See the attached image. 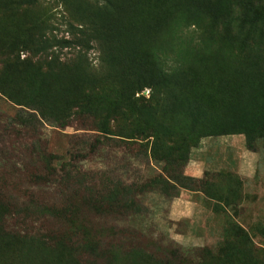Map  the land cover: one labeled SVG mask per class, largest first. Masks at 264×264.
Here are the masks:
<instances>
[{
  "label": "trees",
  "instance_id": "16d2710c",
  "mask_svg": "<svg viewBox=\"0 0 264 264\" xmlns=\"http://www.w3.org/2000/svg\"><path fill=\"white\" fill-rule=\"evenodd\" d=\"M33 2L23 1L28 5ZM263 3L73 0L70 8L82 27L77 36L58 39L44 35L35 43H21L20 49L7 45L4 50L0 60L5 66L0 72V98L16 113L7 116L2 138L37 139L44 126L63 129L69 127L73 117H84L94 123L90 131L102 137L90 145L88 155H100L111 143L126 144L137 149L139 159L146 157L163 165L162 169L154 167L157 176L150 184L159 186L171 200L184 189L200 191L214 202V209L215 205L232 206L240 196L241 180L226 175L225 184L206 186L203 179L185 176L182 168L188 164L191 151L207 137L242 135L251 152H256V140L264 141V37L255 35L257 23L264 24ZM239 5L242 10L237 16L247 18L249 27L246 30L237 25L233 37L221 36L222 28L236 25L239 19L236 12H231L221 20L224 8ZM211 11L212 15L207 13ZM84 23L90 29L83 30ZM159 28H163L166 40L151 45L146 37ZM190 28L204 31L198 42L183 36V30ZM95 47L99 62L96 67L87 57ZM64 49L75 51L72 59L61 60L59 51ZM21 52L32 55L21 60ZM37 56L41 60L32 61ZM191 66L198 67H194L195 74L191 73ZM192 75L198 79L189 82ZM107 87L113 88V98L105 95ZM145 89L149 90L148 98L141 95ZM97 117L100 122L96 124ZM121 119L130 126L118 128ZM37 143L31 145V154L43 164L44 173L25 175L32 186L42 191L54 182L66 184L68 173L80 184L77 189L58 190L62 209L55 204L31 202L36 214L63 220L69 226L68 235L50 237L56 239L57 247L69 245L83 253L96 252V258L104 260V264H113L119 255L129 264H197L191 263L187 253L182 254L180 246L156 245L161 258L135 245L114 247V251L105 248L102 228L93 230L89 226V214L98 218L140 216L143 212L136 199L145 193V186L133 188L126 182H117L101 191L83 187L81 168L76 167V176H72L62 157L42 153ZM78 157L84 160L88 156ZM9 210L8 202L3 204L0 199V221L5 218L1 212ZM237 229L240 235L236 241L225 240L219 255L208 260L204 255L198 264H254L246 262L254 249L252 238L238 225ZM47 238L42 235L30 240H34V247L38 242L51 247ZM201 252L210 253L205 249Z\"/></svg>",
  "mask_w": 264,
  "mask_h": 264
},
{
  "label": "rangeland",
  "instance_id": "374dc122",
  "mask_svg": "<svg viewBox=\"0 0 264 264\" xmlns=\"http://www.w3.org/2000/svg\"><path fill=\"white\" fill-rule=\"evenodd\" d=\"M23 1L0 0V60L4 58L2 54L7 49V45L17 50L21 48V43H35L39 36L68 39L72 34L76 36L79 34L82 28L79 26V17L72 13L70 8L73 0H34L31 5L24 4ZM249 1L257 3L260 0ZM241 10V5L225 7V15L221 20L231 12H236L237 16ZM207 13L212 15L214 12ZM237 20L239 22L237 21L236 25L222 28L220 35L226 38L233 37L237 25L247 30L249 27L247 18L241 14ZM88 29L90 25L84 23L83 30ZM203 34L202 30L192 28L183 30L184 37L193 38L196 42ZM257 34H263L262 37H264V24L257 23L256 37H258ZM164 36L166 35L163 28H159L157 32L149 34L146 40L151 45H156L165 42ZM187 38L185 39L188 40ZM74 53L72 49H64L59 51V57L61 60L72 59ZM31 55V53L21 52L20 59L23 60ZM87 57L94 67L98 66L96 47L88 52ZM39 60L41 58L37 56L32 61ZM165 62L169 66L172 65L170 61ZM4 67L0 63V72H3ZM194 67L191 66L192 74H195V68L198 69ZM152 69L155 67L152 66ZM193 78L198 79L196 75H192L189 76V82L193 81ZM112 94H114L113 88L107 87L105 95L113 98ZM141 95L148 98L149 90L145 89ZM15 113V109L0 98V199L1 203L8 202L10 205L9 213L1 212L2 218H5L0 221V224H3V229H0V264H104L105 262L96 258V252L83 253L73 250L69 245L57 247L56 239L50 240V237L60 238L68 235L69 226L63 220L36 214L32 200L50 205L55 204L57 209H62L57 195L58 190L77 189L80 184L70 178V173H68L67 177L64 176L67 180L66 184L58 185L54 182L47 189L42 187L44 191H39L32 186L28 176L25 175L30 172L44 173L43 164L31 154V145L37 141L38 149L42 153L62 157L63 162L68 163L67 169L72 171V176H76L74 173L76 167L81 168L82 176L80 177L84 182L83 187L96 188L97 191H101L105 186L117 182H126L133 188L145 186V193L136 199L139 209L143 212L140 216H136L137 218L127 219L119 215L98 218L96 215L89 214V226L93 230L102 228L103 245L108 250L114 251V247L135 245L161 258L163 255L159 249H156V245H173L172 248L180 246L183 249L182 254L187 253L184 255L191 260V263L198 264L204 255L207 260L219 255V250L225 240L235 239L236 241L240 235L238 225L250 234L251 244L254 247L251 257H248L246 262L264 264L263 140L259 139L253 143L255 155L247 150L245 137L242 135L204 138L199 146L191 151V154L194 160L204 161L206 171H209L205 172L203 178L206 186L211 182L218 185L225 184L226 175L239 180V172L252 175L253 171L248 172V170L250 166L253 169L256 168L258 159L256 176L252 181L244 178L246 187L241 186L240 196L236 197L238 199L232 206L215 205V209L212 207L214 213H210L208 211L214 202L206 200L203 201L206 210L201 205L200 207L197 205L198 208L190 206L188 213L176 216L172 212L171 203L175 198L171 200L161 192L159 186L150 184L157 176L154 167L162 169L163 165L152 163L146 157L139 159L137 149L123 143H111L103 148L100 155H88L91 150L90 145L96 138L102 139V137L90 131L94 123L84 117H73L69 127L63 129L44 126L39 130L37 139L22 138L19 140L15 136L2 138L7 116L13 117ZM98 117L96 124L100 122ZM129 126L123 119L119 120L118 128L124 129ZM81 154L88 157L82 160L83 158L78 157ZM228 164L230 168L227 167ZM193 169L200 172L202 167L197 164L193 165ZM182 172L186 176L185 167L182 168ZM80 177L77 179L80 180ZM218 185L215 186L218 187ZM223 187L221 189H224ZM191 212L192 218L190 217ZM198 217L202 218L196 225L198 221L195 219ZM2 231L12 233L17 238L7 236ZM42 235L48 237L51 247L39 242L34 247V240L30 239L40 238ZM201 249L208 250L210 253L201 252ZM119 258L113 264H129L124 262L121 255Z\"/></svg>",
  "mask_w": 264,
  "mask_h": 264
},
{
  "label": "crops",
  "instance_id": "0c3cea01",
  "mask_svg": "<svg viewBox=\"0 0 264 264\" xmlns=\"http://www.w3.org/2000/svg\"><path fill=\"white\" fill-rule=\"evenodd\" d=\"M252 153L255 154L256 152H252ZM257 156H258V154H257ZM203 162L204 161L198 162V160H194L192 158V154H191L190 160L185 167L186 176L191 177V178H195V179H203L205 172H209V171H206L205 164ZM197 164L198 165L200 164L202 167V170H200V172H197V170L194 171V169H193V165H197ZM237 165H238V163L236 162V166ZM227 167L230 168V164H228ZM251 170L253 171L252 175H249L250 173H248V175L240 174V172L238 173V177L240 178V180H242L243 187H246V183L244 182L245 181L244 178L248 179L249 181L254 180V178L256 176V172L258 170V159H257L256 168L253 169L250 166L248 172H251ZM246 173H247V171H246ZM210 184H213V182H211ZM194 199H196V200H194ZM206 200L208 201L209 199L205 198L204 195L200 191H191V190L181 189L179 196L171 202L172 203V212L176 216H178V214L184 215L185 212L188 213L190 211V206H195V208H198V206L200 207V205L204 206V208L206 210V205L203 203V201H206ZM209 201L213 202L211 200H209ZM212 207H214V205L211 206V208L209 209L208 212L214 213L212 211ZM190 215H191L190 217L192 218V212L190 213ZM190 217H189V219H190ZM201 218L202 217H200V219H199V217H198V219H195V221H198L196 223V225L199 224Z\"/></svg>",
  "mask_w": 264,
  "mask_h": 264
}]
</instances>
